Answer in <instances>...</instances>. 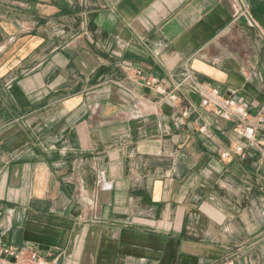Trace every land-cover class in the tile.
Instances as JSON below:
<instances>
[{
    "label": "crops",
    "instance_id": "1",
    "mask_svg": "<svg viewBox=\"0 0 264 264\" xmlns=\"http://www.w3.org/2000/svg\"><path fill=\"white\" fill-rule=\"evenodd\" d=\"M214 89L264 116V0H0V264H264V130Z\"/></svg>",
    "mask_w": 264,
    "mask_h": 264
},
{
    "label": "built area",
    "instance_id": "2",
    "mask_svg": "<svg viewBox=\"0 0 264 264\" xmlns=\"http://www.w3.org/2000/svg\"><path fill=\"white\" fill-rule=\"evenodd\" d=\"M158 79L150 78L144 79V84L149 88H157L160 92L161 89L158 86ZM172 99H176L177 96L174 95L171 97ZM215 102L216 104V114L217 116L225 119L232 120L233 118H237L239 123L236 127V132L239 137L246 138L249 140H253L257 134L258 127L264 128V117L258 116L255 117L244 105H239L235 103L230 97L221 96L219 90L214 89L212 92L204 97L203 104L204 106H209L211 102ZM250 119H256V123H250L249 125H245ZM239 152L243 151V148L240 147L238 149ZM229 156V154H225L224 157ZM1 254L6 258L12 260L14 264H51L45 258L38 256L35 252H32L27 249H23L21 251H15L12 249L1 250Z\"/></svg>",
    "mask_w": 264,
    "mask_h": 264
},
{
    "label": "rangeland",
    "instance_id": "3",
    "mask_svg": "<svg viewBox=\"0 0 264 264\" xmlns=\"http://www.w3.org/2000/svg\"><path fill=\"white\" fill-rule=\"evenodd\" d=\"M264 117V116H263ZM236 118V117H235ZM238 120V119H237ZM252 120H254V122L252 121ZM250 123H256V119H250V120H248L247 122H245V125H249ZM259 130H264V128L263 127H258V131Z\"/></svg>",
    "mask_w": 264,
    "mask_h": 264
}]
</instances>
